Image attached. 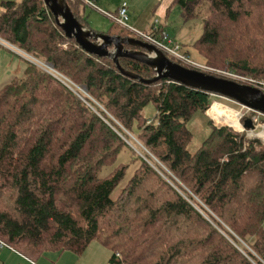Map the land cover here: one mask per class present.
Returning <instances> with one entry per match:
<instances>
[{
  "label": "trees",
  "instance_id": "1",
  "mask_svg": "<svg viewBox=\"0 0 264 264\" xmlns=\"http://www.w3.org/2000/svg\"><path fill=\"white\" fill-rule=\"evenodd\" d=\"M67 2L91 28L86 3ZM176 2L186 20L206 8L194 45L208 66L264 80V0ZM1 6L0 36L90 96L31 61L23 77L0 89L2 240L34 261L47 252L81 256L97 240L111 250L109 264H264L263 140L209 119L211 132L191 152L188 123L206 114L213 93L124 75L112 59L67 37L44 0ZM111 20L108 34L136 37ZM120 63L146 79L156 75L145 63ZM149 104L152 118L144 113ZM133 138L145 157L128 144ZM122 153L129 161L118 162ZM106 167L112 169L103 174Z\"/></svg>",
  "mask_w": 264,
  "mask_h": 264
},
{
  "label": "rangeland",
  "instance_id": "2",
  "mask_svg": "<svg viewBox=\"0 0 264 264\" xmlns=\"http://www.w3.org/2000/svg\"><path fill=\"white\" fill-rule=\"evenodd\" d=\"M1 1L2 0H0V15L2 13ZM80 1L83 2V4L86 3L83 13L85 15V18L89 22L91 28L94 30L103 32V33H108L113 25V22L111 18L107 15V13H116L118 9L121 7L122 3L127 2L129 18L124 24L130 26L131 28H135V24H137L139 21H142L145 24H147V29L149 30V32H151L152 30L151 24L155 21H158L160 25H164V28L169 33V35L176 42L182 45L184 54L188 55V57L191 60L198 63L199 66L176 60V58H173L174 61H178L186 65L197 67L198 69H201V70H206L212 73H217L219 75L233 77L229 75V73H233V72H230L231 70L218 69V68L208 66L206 59L197 51L194 45L196 40L203 33L204 18L207 15L205 7L202 8L199 16L191 20H186L185 16L183 15L182 7L176 2V0H94L92 4L88 3L85 0H80ZM135 35H136V38H139L136 33ZM0 44L3 45V47L0 50V89H1L5 84L10 82L11 80L23 77L24 69L28 62L27 58L36 59V57L34 58V56L26 53L25 51L24 52L26 54L24 55L27 56V58L15 52V50L18 51L16 48L17 45L5 40L1 36H0ZM169 58H172V57H169ZM38 60L43 61L41 59H38ZM60 74L63 75L62 73ZM233 74L235 75L238 73H233ZM61 75L56 74L55 77L59 78L65 85H67L66 82L68 81L66 78L68 77L63 75L64 77H66L64 78ZM212 99L213 101L217 100V101L222 102L225 106L230 107L232 110L241 112L245 114V116L247 117H250V115L251 116L258 115L257 113L251 110H248L247 108H243L241 105H239L237 102L231 99L224 98V97H218V96L217 97L212 96ZM92 100L100 108H103L97 102V100L93 98ZM144 113L147 117L152 118L156 113L155 105L149 104L146 107ZM224 117H227V116L224 115L220 118H224ZM209 119H211L213 121V124L216 126L227 127L232 132L237 133V134H244L245 137L249 139L258 138L264 141V135L256 136V134L248 135L247 131L239 132L235 129V127L229 125V121L228 123L225 121L216 122L207 113L205 114L201 111H198L195 113L193 118L188 123V127L191 129L194 135L192 141L190 142L188 146L191 152L197 151V149L201 146L203 141L206 139V137L211 132V127L208 123ZM241 123H243L242 119H241ZM261 123L264 124V121H262ZM262 129L263 127H259L257 132L262 131ZM128 144L130 145L131 148L135 150L136 153H138L140 156L145 157L146 150L137 140H135L134 138L132 140H128ZM125 157H126V153H122L119 157L118 162L123 161ZM125 161H129V159L127 160L125 159ZM111 169L112 167L104 168L103 174L108 173ZM129 174L130 173H128V176ZM124 183L125 181H123L119 186H122ZM118 188L115 190L114 196L117 195L119 191ZM236 237L241 247L243 245H246V243L240 237L238 236ZM95 241H93L90 244L92 245V247H96L97 249H99L101 251V254L104 253V255L106 256L107 254L111 255V250L109 248ZM72 254H75V253H72Z\"/></svg>",
  "mask_w": 264,
  "mask_h": 264
},
{
  "label": "water",
  "instance_id": "3",
  "mask_svg": "<svg viewBox=\"0 0 264 264\" xmlns=\"http://www.w3.org/2000/svg\"><path fill=\"white\" fill-rule=\"evenodd\" d=\"M44 2L67 37L75 39L77 44L90 54L112 59L124 75L145 84L169 78L192 88L227 97L264 114L263 89L224 76L188 68L170 59L155 45L139 38L111 35L88 28L75 16L67 0H44ZM126 45L135 48H127ZM121 57L149 65L155 70L156 75L146 79L140 74L126 70L121 66ZM243 123L247 129L256 128L249 117L245 118Z\"/></svg>",
  "mask_w": 264,
  "mask_h": 264
},
{
  "label": "built area",
  "instance_id": "4",
  "mask_svg": "<svg viewBox=\"0 0 264 264\" xmlns=\"http://www.w3.org/2000/svg\"><path fill=\"white\" fill-rule=\"evenodd\" d=\"M85 1H87L88 3H91V4H92V2H94V1H91V0H85ZM107 15L110 18L114 19L115 22H117V23H119V24H121L123 26H126V27L130 28V30H132L134 33H136L137 36L139 38H141L142 40L147 41V42L155 45L157 48H159L160 50H162L168 57L176 58V60H179V61H182V62H185V63H190V64H193V65H198L199 66L198 63H196L195 61L191 60L188 57V55L184 54L182 45L180 43L176 42L169 35V33L165 29L161 28V25L159 24L158 21L153 22V29H152L151 32L144 31V30L137 29V28H131L130 26L124 24L128 20V18H129V15H128V3L127 2H123L122 3L121 7L117 11V14L107 13ZM16 48H17L18 51L15 50V52H17V53L25 56L24 54H26V53L22 49H20L18 47H16ZM25 57L27 58V56H25ZM27 59H28V61L34 62L39 67H41L45 71H47V72H49V73H51V74H53L55 76H56V74L61 75L53 67H51L49 64L45 63L44 61H40L37 58L36 59L27 58ZM229 75L233 76L232 78L234 80L240 82V83H244V84L256 86V87H259V88H261V89L264 90V80L263 79H257V78L252 77V76H244V75H239V74H235L234 75L233 73H229ZM61 76L64 77L63 75H61ZM64 78H66V77H64ZM66 79L68 81V82H66V84L71 89H73L76 92L79 91L83 95L90 97L89 94L87 93V91L84 88H81V87L77 86L75 83H73L68 78H66ZM79 92H77V94L79 96H81L82 98H84L81 95V93H79ZM213 96L223 97V96L218 95V94H213ZM224 98H227V97H224ZM216 102L222 103L220 101L214 100L212 102V104L210 105V107L214 103H216ZM222 105H224V104L222 103ZM239 105H241L243 108H247L248 110H251V111H253V112H255V113L258 114V115H253V116L250 115V117H249V118H251L253 120L254 124L256 125V128L254 130L253 129H247L244 126V123H241V119L244 122V119L247 118V116H245V114H243L241 112H239L240 113V115H239L240 125L239 126H233L230 123H229V125L235 127V129L237 131H239V132H241V131H247L248 135H253V134H256V136L264 135V133H262V132H264V124L261 123L262 121H264V114L261 113L260 111L251 109V108L246 107V106H244L242 104H239ZM226 107H228V106H226ZM228 108H230V107H228ZM206 113L208 115H210L211 118L214 121L221 122L218 119H216L212 114H209V109L207 110ZM225 122L228 123V121H225ZM259 127H263V129H262V131L257 132V130L259 129ZM3 248H10L12 250H15L12 246H10L8 243H6L4 240H2L0 238V250L3 249Z\"/></svg>",
  "mask_w": 264,
  "mask_h": 264
},
{
  "label": "crops",
  "instance_id": "5",
  "mask_svg": "<svg viewBox=\"0 0 264 264\" xmlns=\"http://www.w3.org/2000/svg\"><path fill=\"white\" fill-rule=\"evenodd\" d=\"M1 8L3 12L5 9L2 6ZM151 26L153 29V23ZM135 28L149 32L147 29V24L142 21H139L137 24H135ZM95 242L100 243L99 241ZM72 253L73 252L70 251L62 253L47 252L40 259L34 261L15 250L3 248L0 250V264H109L110 255L107 254L106 256L104 253L101 254V251L96 247H92V245H90L87 251L81 256Z\"/></svg>",
  "mask_w": 264,
  "mask_h": 264
},
{
  "label": "bare ground",
  "instance_id": "6",
  "mask_svg": "<svg viewBox=\"0 0 264 264\" xmlns=\"http://www.w3.org/2000/svg\"><path fill=\"white\" fill-rule=\"evenodd\" d=\"M209 114H212L216 119L219 121H229V123L233 126H239V115L240 113L238 111L232 110L231 108H228L222 103L216 102L209 108ZM227 116L224 118H220L222 116ZM264 133V132H262Z\"/></svg>",
  "mask_w": 264,
  "mask_h": 264
}]
</instances>
